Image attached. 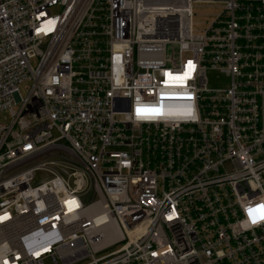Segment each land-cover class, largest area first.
<instances>
[{"label":"built area","instance_id":"1","mask_svg":"<svg viewBox=\"0 0 264 264\" xmlns=\"http://www.w3.org/2000/svg\"><path fill=\"white\" fill-rule=\"evenodd\" d=\"M195 1L0 0V264H264V0Z\"/></svg>","mask_w":264,"mask_h":264},{"label":"rangeland","instance_id":"2","mask_svg":"<svg viewBox=\"0 0 264 264\" xmlns=\"http://www.w3.org/2000/svg\"><path fill=\"white\" fill-rule=\"evenodd\" d=\"M221 4L217 1L212 2L211 0H198L194 3V29L202 30L208 26V23L212 21L216 14L221 12ZM58 13L56 9H53V14ZM208 86L213 90L217 89H226L230 86V79L221 74L220 72H209L208 73ZM30 83H24L20 86V92L23 96L26 95V87ZM6 115V114H5ZM46 264H50L49 261H46Z\"/></svg>","mask_w":264,"mask_h":264},{"label":"snow or ice","instance_id":"3","mask_svg":"<svg viewBox=\"0 0 264 264\" xmlns=\"http://www.w3.org/2000/svg\"><path fill=\"white\" fill-rule=\"evenodd\" d=\"M189 63H191V62H189Z\"/></svg>","mask_w":264,"mask_h":264}]
</instances>
